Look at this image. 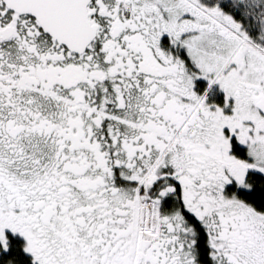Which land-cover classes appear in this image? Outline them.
Returning a JSON list of instances; mask_svg holds the SVG:
<instances>
[{
  "label": "snow or ice",
  "instance_id": "6c2138e0",
  "mask_svg": "<svg viewBox=\"0 0 264 264\" xmlns=\"http://www.w3.org/2000/svg\"><path fill=\"white\" fill-rule=\"evenodd\" d=\"M0 264H264V0H0Z\"/></svg>",
  "mask_w": 264,
  "mask_h": 264
}]
</instances>
